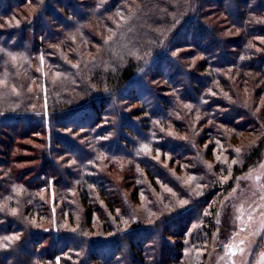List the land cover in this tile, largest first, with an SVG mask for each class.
Here are the masks:
<instances>
[{
  "label": "rangeland",
  "instance_id": "1",
  "mask_svg": "<svg viewBox=\"0 0 264 264\" xmlns=\"http://www.w3.org/2000/svg\"><path fill=\"white\" fill-rule=\"evenodd\" d=\"M24 1L21 0L20 2L21 5L23 4L22 6H14L11 14L17 15L21 22L24 21L26 23L34 18L42 0H27L25 4L23 3ZM58 1L66 2V0ZM74 1L80 4L82 11L86 15L85 25L89 30H92L91 33H94V39L97 40L89 43V39L82 36L79 30L76 29L78 25L76 21L68 19L75 26L71 34L72 40L79 42L81 38H84L85 48L81 54L85 62L90 63L94 55L104 49L103 43H114L117 46L120 45L119 42L124 43L123 40H120L122 29L120 34H116L110 26H107L108 24L101 23L97 19L93 20V25L91 24L89 19L93 17L92 13L100 9L98 0ZM102 1L108 2V0H100V3ZM127 1L130 2L132 0L120 2L118 5L124 6L128 3ZM214 1H207L208 7L204 9L205 15L202 18V22H207L209 26L214 27L217 33L215 34L222 40L224 47L226 43L233 45L236 40L239 42L243 36L242 32L234 28L225 13L222 3L216 5L213 3ZM220 1L223 2V0ZM229 1L225 0V5ZM181 4H183L182 1L173 0V6L171 5L173 10L168 8V11H166L167 9L165 10V7H163L160 18L164 19L162 18L163 16H168L170 20L168 19L169 22L167 24L165 22V24L162 23L159 26H155V28L153 27L154 31L160 34L165 29H168L172 32L168 36L169 39L174 34H178L177 31L182 28V23L179 18V21L177 20L176 16L181 14L185 16L187 14L182 12V8L179 7L178 9L177 6ZM134 9L132 7L130 12H133ZM232 12L231 15H234ZM58 13L63 17L64 13L62 11H58ZM117 13H119L118 9L115 8L113 12L107 14V17L111 18L116 26H118L117 22L119 23V21L123 20L121 18L122 15H117ZM15 15L12 17H17ZM11 20L12 22H10ZM49 22L52 24L53 21ZM15 23L19 24L17 18H12L8 21L0 16V27L2 25L4 27L15 25ZM123 23L120 27L124 26ZM52 26L57 32L65 33L63 28H59L58 25ZM191 32L192 28L190 27L186 32L188 34L184 37L182 35L176 41L172 54L185 68V71L190 72L194 77L206 78L210 75L200 73V63L206 60L201 48L206 47V45H212V52L215 46L211 37L205 43L197 38L194 32H192L191 36ZM79 37L81 38L79 39ZM252 41L256 43H254V49L264 60V31L255 34ZM45 46L48 45L46 44ZM127 46L125 44L121 47L126 48ZM136 52L137 57L139 54V57L143 59L142 52L140 50ZM158 53L159 51L153 58H156ZM65 54L67 56V65L72 71H76L81 61L78 58V61L72 58L68 59L69 53L65 52ZM220 54L214 52L212 57H218ZM231 54L235 55L237 53L234 50ZM40 58L45 62L43 56H40ZM13 59L17 69L14 73L10 72V75L4 71L0 75V86H5L12 93L20 92L26 96L33 94L36 100L34 109L38 108L37 110L45 113L51 112L54 108L53 103L57 98L58 102L67 105L65 101L61 100L62 93L60 91L64 88L61 83L65 82V79L70 78L68 73L48 67L47 63L46 67L50 68L49 70H52V72L49 70L45 71L37 62L31 64L27 58L21 55ZM227 59L229 62L235 60L234 57H227ZM174 67L177 68L176 65ZM174 67H168V65L165 67L164 64L160 65L161 69L154 75L158 79L150 80L151 92L154 97L148 96V99H144L139 94L137 97H140V102L135 101L131 97L129 98V96L126 97V100H120L122 113L136 123L140 133H146L145 127L148 126V123L144 121L146 117L144 113L148 115L150 102L153 100L157 102L161 98H165L167 102H170L173 98L174 89L171 80L176 83L180 82L179 85L184 82V77L174 76L176 74ZM39 70L43 74L38 79V76L34 73ZM236 70L237 72L232 76L227 72L225 79L229 82V85L225 84L224 88L225 90H230L231 101L243 104L256 115L255 127H250L246 119L241 116H230L228 118L221 116L203 119L199 117V112H192L191 114H186L185 112V115L172 113L176 121H180V118L182 119L180 121V129L175 127L173 123L168 122L163 124V132L171 137L187 142L190 141L195 147V152L191 153L190 156H186L180 162V160L174 161L169 153L162 152L157 148L156 150L152 148L150 151V149L148 150L144 145L138 143L145 150L146 156L152 158V161L157 163L164 171L166 170L170 175V181L158 178L155 179V184H152L145 173V168L134 161V163L129 161L130 159L127 157L108 158L106 162L104 160V163L101 162L97 165H94V160H90V158L84 163L82 162L84 156L77 151L76 146H81L85 151H88L84 147L88 143L92 144V140L98 135L97 132L95 133V129L98 132L100 130L109 132L112 135L115 132L113 128L116 127V119L113 116L104 117L103 123L99 124L100 126H97V128H94L90 123V125L83 123V125H78L74 129L65 130L54 127L51 129L50 125L46 123L47 143L51 144L52 130V132H55L59 142L65 145V148L52 147L51 153L47 154L48 157L46 154H41L42 150L45 149L46 138L39 134L32 135L33 128L23 122L10 124L8 129L3 130V134L0 137L2 145L5 146L4 148L0 145V180L7 181L10 176H14V172H20L22 182H28L31 179L35 180L38 178L35 170L42 165H47L49 161H54L63 172L58 179L68 182V186L59 188L55 186L54 179L50 178L46 185L40 187V192L34 196V204L28 200L26 203L20 204L14 199L12 194L22 196L24 191L19 188L16 189V186H11V196L10 194L0 195V213L4 212L12 218L24 220L30 229L54 230V241H57L56 235L58 232L68 231L78 232L88 240V246L83 245L76 248L69 246L62 254H57L54 264H92L89 261V255L91 258L94 253L98 257L106 258L108 261L113 258L114 264H126V252L129 244L120 239L117 244L114 243L115 241L109 244V241H112L115 236L123 232H132L133 234L136 231L134 226L154 223L163 213L166 215L171 214L175 208H186L190 206L191 200L203 198L208 190V184L204 183L203 178V174L207 171L213 173L221 181L224 186L223 189L216 190L212 198L208 199L206 204L204 203L205 206L201 209V215L196 218L193 215V221L189 223L185 232L173 230V228L169 227L162 231L166 235L163 238L166 243L172 247L178 244L182 246L181 250L175 251L176 254L180 255V261L175 264H264V144L261 147V151L248 165L244 166L242 162L244 153L264 138V78L252 71L242 73V70ZM5 75L9 78H5ZM242 75H245L246 79L242 80ZM12 79H15V81ZM167 79H170V81ZM70 80L73 81H71L73 85L76 83V80ZM89 83L88 87L91 89L90 92H94L93 95L103 93L106 88L110 87L109 85L102 87L101 84L93 81ZM80 86L81 84H78V87ZM135 93L138 92L135 91ZM74 97L76 100L73 99V104H82L88 98V93L77 92ZM71 104L62 108H65V110L72 109L73 106ZM159 108L165 109L163 106H159ZM136 113H138V116H136ZM94 121L92 120L91 123ZM219 130L226 134L225 138H219L217 135ZM125 137L129 140V146L123 151L129 155L132 150L131 146L136 145L138 138L127 135ZM222 137H224V134ZM155 143H161V141L155 140ZM196 160L198 161L197 164ZM172 161L174 162L173 165H171ZM199 162L202 167L198 164ZM79 166L83 169L82 178L87 175L93 179V177L96 178L95 174H101L106 180H104L103 185L109 187L108 191H100L90 184L93 180L86 181L89 185L90 198L93 204L98 207V209L92 210L91 225L88 223L87 210L77 189L79 183L71 180L72 175L77 170L78 172L80 171ZM236 169L239 170L236 172ZM2 185L5 188V183H2ZM134 193L136 196H133ZM108 199H114V211H111L108 207ZM69 201L72 204L70 208H66V204L69 205L67 203ZM170 202H174V205ZM214 208L215 211H213ZM50 211H54L55 214L50 216ZM211 215L213 227L207 234V230L210 227L206 225L207 222H204V217H210ZM1 218L2 215H0ZM15 231L10 232V234H13L10 237L11 241H18L21 238L22 233L18 232V229ZM167 231L172 236L168 233L165 234ZM199 234H204V236L199 238L197 237ZM23 235L26 236V234ZM152 235L150 237L154 236ZM140 241L143 240L141 239ZM39 242L42 244L41 246L39 245L42 250L53 249L51 238H45V240H40ZM91 243H95V245H91ZM148 246L155 248L156 243L148 244ZM55 247L58 249L63 248L60 244ZM27 251L29 262H24L23 264H44L39 261L41 260V258H38L39 256L34 257L33 246L28 245ZM154 254H157V252L152 250L151 256ZM45 263L53 264L49 263V261Z\"/></svg>",
  "mask_w": 264,
  "mask_h": 264
},
{
  "label": "trees",
  "instance_id": "2",
  "mask_svg": "<svg viewBox=\"0 0 264 264\" xmlns=\"http://www.w3.org/2000/svg\"><path fill=\"white\" fill-rule=\"evenodd\" d=\"M98 1L100 9L92 13L93 17L89 19L91 20V24L93 25V20L97 19L101 23L108 24L107 26H110L112 31L116 32V34H120L122 29L120 40H123L124 43L119 42L120 45L118 46L114 43H103L104 49L101 52L98 51L96 54L97 56L94 55V58L88 63L85 62L81 54L82 50L85 48L84 38L82 39L79 37V39L81 38L79 42H74V40H72L71 34L75 26L68 20L74 19L76 21L78 24L76 29L79 30L82 36L89 39V43L97 41L94 39V33H91L92 30H89L85 25L86 15L82 11L79 3L74 0H66L65 3L59 2L58 0H42L40 8L35 13L34 18L24 23V21H20L17 15L11 14V12L13 13L14 6L18 7L23 5L20 3L21 0H0V16L3 17L4 20L9 21L12 18H17L19 21V24L15 23V25L13 24L5 27L2 25V27H0V75L3 74L4 71L9 75L10 72L14 73L17 67L13 63V58L21 55L27 58L31 64L37 62L45 71L50 69L46 67L48 64V67L69 74L70 78L65 79V82L61 83L64 87L60 91V93H62L61 100L65 101V104H73V99H75L74 94L77 92L83 91L84 93H88V98L82 104H71L73 108L69 110L66 109L67 111L65 108H62L67 105L58 102L59 100L57 98L53 103L54 108L51 112L45 113L44 111L37 110L38 108L34 109L36 100L33 94L26 96L20 92L12 93L8 91L5 86L3 87L1 85L0 137L3 134V130L8 129L10 127L9 125L12 123L17 124L23 122L27 126L33 128L31 132L32 135L39 134L46 138V123L50 125L51 129L52 127L65 130L70 128L74 129L78 125H83V123H90L94 128H97V126H100L99 124L103 123L104 117L113 116L116 119V127L113 128L115 132L112 135H110L109 132L107 133L101 130L98 132L96 131L97 129H92L95 133L97 132L98 135L92 140V144L88 143L85 145L84 148H87L88 151H85L81 146H76L77 151L84 156L83 161H81L84 163L90 158V160H94L93 164L97 165L101 162L104 163V160L106 162L108 158L116 159L119 157H127L130 159L129 161H134L142 165L151 183L155 184V179L158 178L170 181V175L166 170L164 171L163 168L157 165V163H154L152 158L146 156L145 150L142 149L141 145L138 143H141L148 150L150 149V151L152 148L155 150L157 148L162 152L169 153L172 155L174 161L180 160V162L186 156H190L191 153L195 152V147L190 141L180 140L163 132V124L168 122L173 123L175 127L180 129L179 126H181L180 121L182 119L180 118V121H176L173 115L174 113L177 115H185V112L186 114L199 112V117L203 119H212L221 116L225 118L230 116H241L246 119L250 127H255L256 115L243 104L231 101L230 90H225L224 86L225 84L229 85V82L225 79L227 72L232 76L237 72L236 69L242 70V73L252 71L264 78V60H262V57L254 49L256 43L252 41L255 34L264 31V0H230L226 5L224 2L225 0H223V2L215 0L213 2L216 5L222 3L225 13L230 22L234 25V28L240 30L243 34L239 42L236 40V43L233 45L226 43L225 47L222 40L216 35L217 33L214 27L209 26L207 22H202V18H204L205 15L204 9L208 7V0H179L182 1L183 4L177 6L178 9L179 7L182 8V12L187 14L185 16H182V14L176 16L177 20L178 18L181 20L182 28L177 31L178 34H174L170 39L168 36H170L169 34L172 32L168 29L158 34V32L154 31L153 27L155 28V26H159L162 23L165 24V22L167 24L169 22L170 19L168 16H163L162 18L164 19H161L160 14L163 11V7H165V10L167 9L166 11H168V8L173 10V8H171L173 6V0H169V2H167V0H132L130 2L127 1L128 3L124 6L118 4L126 0H108L106 3L104 1L100 3V0ZM26 2L27 0L23 3L25 4ZM132 7L135 9L133 12H130ZM115 8L118 9L119 12L117 15L121 14V18H123L119 23L117 22L118 26L112 22L111 18L107 17V14L113 12ZM233 10L235 11L232 12ZM58 11L64 13L63 17L60 16ZM231 12L234 15H231ZM14 15L17 17H12ZM51 20L53 21L52 24L49 22ZM10 22H12V20ZM122 23L124 26L120 27ZM52 25H58L59 28H63L65 33L62 34L57 32ZM190 27L192 28V32L197 35V38L205 43L206 40H209L211 37L212 43L215 46L212 52V45H206V47L201 48L206 60L200 63V73L210 75L206 78L200 76L194 77L190 72L185 71V68L182 67L172 54L176 41L182 35L183 37L186 36L188 34L186 32ZM192 32L190 33L191 36ZM46 44L48 46H45ZM125 44L128 46L122 48L121 46ZM137 50L142 52L143 59L139 57V54L137 57ZM234 50L237 53L235 55L231 54ZM158 51L157 57L153 58ZM65 52L69 53L68 59L72 58L77 60L78 58L79 61H81L76 71H72L67 65V56ZM214 52L221 54L218 57H212ZM40 56H43L45 62H43ZM227 57H234L235 60L229 62ZM162 64H164L165 67H167V65L168 67H174L176 65L177 68L174 67V69H176V74L174 76H182L185 80L181 85H179L180 82L176 83L171 80L174 89L173 98L170 102H167L165 98H161L157 102L156 100L150 102L151 105L149 106L150 109L148 108V115L144 113V115H146L144 121L148 123V126L145 127L146 133L143 134L140 133L135 122H132L129 117L124 116L120 100H126V97L129 96V98L131 97L135 101L140 102V97H137L139 94L141 98L144 99H148L150 96L154 97L151 92L150 80L158 79V77L154 75L159 72L158 70L161 69L160 65L162 66ZM49 71L52 72V70ZM34 74H36L39 79L43 73L39 70ZM5 78L9 77L5 75ZM70 79L76 80V83L73 85V81ZM244 79H246V77L242 75V80ZM12 80L15 81V79ZM167 80L170 81V79ZM91 81L101 84L102 87H104V85H109L110 87L106 88V91L103 93L93 95L94 92H90L91 89L88 87ZM77 83L81 84V86L78 87ZM135 91L138 93H135ZM144 94L146 95L142 96ZM159 106H163L165 109H161ZM152 107L153 109H151ZM136 114V116H138V113ZM92 120H95L94 122L96 123H91ZM178 133L180 132L178 131ZM124 134L138 138L136 145L133 147L131 146L132 150L129 155L123 151L129 146V140ZM223 134L224 137H222ZM217 135L219 138L226 137V134L221 130H219ZM155 140H159L161 143H155ZM50 141L51 144L49 145L47 143V138L45 139V149L42 150V155L46 154L48 157L47 154L51 153L50 151H52V147L54 146L65 148V145L59 142L55 132H52V130ZM263 144L264 138L244 153V157H242L244 166L248 165V163L261 151ZM0 145L5 148L1 140ZM197 162L196 160V164ZM173 163L172 161L171 165H173ZM198 164L202 167L200 162ZM79 169V172L77 170V172L72 175L71 180L72 182L79 183L77 189L80 192L82 203L87 210L86 215L88 223L91 225L92 210L98 209V207L93 204L90 198L89 185L86 181L93 180L90 184L100 191H108L109 187L103 185V182L106 180L101 174H95L96 178L93 177V179L87 175L82 178L83 169L81 166H79ZM239 169H236V172ZM35 171L38 178L35 180L31 179L28 182L21 181L20 172H14V176H10L7 181L0 180V195L10 194L11 186H16V189L19 188L24 191V195L19 196L18 194L11 193L14 195V199L20 204L26 203L27 200L34 204V196L40 192V187L46 185L50 178L54 179L55 186L59 188L68 186V182L58 179L63 172L54 161H49L47 165H42ZM203 176L204 183L208 184L207 194L203 198L195 200L190 199V206L184 207L183 209L175 208L171 214L166 215L163 213L154 223L152 222L148 225L138 224L134 226L136 231H134L133 234L132 232H123L115 236V239H112V241H109V244H112L113 241L117 244L120 239L129 244V248L126 252V264H175L180 261V255L176 254L175 251L181 250L182 246L178 244L172 247L170 244L166 243L163 239L166 235H164L162 231L169 227L171 229L173 228V230L185 232L189 223L193 221V215L195 218L201 215V209L205 206L204 203L206 204L208 199L212 198L216 190L223 189V184L213 173L206 171ZM2 183H5V188ZM62 194L64 195V193ZM134 195L135 193L133 196ZM67 203H69V205L66 204V208H70L72 204L71 201ZM170 203L174 205V202ZM107 205L111 211H114V199H108ZM213 211H215V208ZM54 214V211H50V216ZM0 215H2L0 219V221L2 220L0 222V264H23L24 262H29L28 245L33 246L34 257L39 256L38 258H41L39 261L44 264H47L45 263L46 261L54 264L56 255L62 254L69 246H73L74 248L83 245L88 246V240L78 232H58L56 235L57 241H54L53 234L55 235V233L52 229H48L47 231L30 229V227L25 224L24 220L12 218L4 212L2 214L0 213ZM204 222H207L206 225L210 227L207 230L208 234L211 227H213L212 215L210 217L205 216ZM17 229L18 232L22 233L21 238L18 241H11L12 239H10V237L13 234H10V232H16L15 230ZM167 233L172 236L168 231L165 234ZM23 234H26V236ZM150 235L153 237H150ZM203 236L204 234H199L197 237L201 238ZM6 237L8 239H6ZM45 238L52 239L53 249L47 251L41 249L40 246L42 244H40L39 241L45 240ZM141 239L143 241H140ZM152 243H156L155 248H150L148 246V244ZM59 244L63 247L62 249L55 247ZM91 245H95V243H91ZM152 250L157 252V254L151 256ZM113 260L112 258L108 261L104 257H98L95 253L94 255L92 254L91 258L89 255V261H91L92 264H114L115 261L113 262Z\"/></svg>",
  "mask_w": 264,
  "mask_h": 264
},
{
  "label": "snow or ice",
  "instance_id": "3",
  "mask_svg": "<svg viewBox=\"0 0 264 264\" xmlns=\"http://www.w3.org/2000/svg\"><path fill=\"white\" fill-rule=\"evenodd\" d=\"M182 203H184V202L182 201ZM16 238H18V237H16ZM6 239H8V238L6 237Z\"/></svg>",
  "mask_w": 264,
  "mask_h": 264
}]
</instances>
